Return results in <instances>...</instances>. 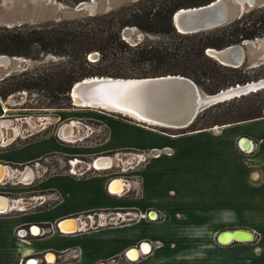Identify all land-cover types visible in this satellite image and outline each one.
Instances as JSON below:
<instances>
[{
	"label": "crops",
	"instance_id": "0c3cea01",
	"mask_svg": "<svg viewBox=\"0 0 264 264\" xmlns=\"http://www.w3.org/2000/svg\"><path fill=\"white\" fill-rule=\"evenodd\" d=\"M7 111L0 99V120L9 117ZM100 121L107 129L102 142L72 152L69 145L53 140L59 148L52 153L89 157L154 152L137 170L128 175L121 173L127 178L126 194L108 191L109 181L120 173L100 170L78 178L62 171L40 177L28 165L39 161L42 153L12 157L6 151L32 141L0 145V168L6 165L11 174L21 168L19 180L30 181L18 189L26 194H52L44 207L26 211L10 207L0 213V264H35L30 258L40 255L45 260L39 259L37 264H102L110 258H116L118 264H264V116L180 135L125 120ZM72 122L58 124L59 136L66 135V127ZM113 123L138 135L111 143L113 132L108 125ZM0 130V139L7 140L2 126ZM20 130L21 126L14 128L15 137ZM242 141H247L249 149L241 146ZM55 176L62 178L58 185H45ZM2 184L0 192L11 190H4ZM110 188L119 192L117 183ZM111 210H134L146 216L134 222L77 228L70 233L60 232L55 225L77 215V227L83 226L81 216H102ZM151 211L158 213L157 220L150 221ZM37 224L52 226V231L37 234ZM25 226L30 232L19 235L18 230ZM234 230L253 237L226 243L218 240L220 232ZM144 242L148 244L147 252L138 248ZM150 243L154 246L151 249ZM133 247H137L133 249L137 258L126 260L123 255ZM47 252L54 255L52 261L47 260Z\"/></svg>",
	"mask_w": 264,
	"mask_h": 264
},
{
	"label": "trees",
	"instance_id": "16d2710c",
	"mask_svg": "<svg viewBox=\"0 0 264 264\" xmlns=\"http://www.w3.org/2000/svg\"><path fill=\"white\" fill-rule=\"evenodd\" d=\"M76 5L89 0H59ZM151 1V0H150ZM212 0H162L156 8L141 9L119 7L101 14H94L77 19L60 20L44 23L37 27H0V54L36 59L40 55L58 57L56 62L41 66L34 72L10 74L0 80V97L18 91L41 92L44 99L40 104L45 108L69 107L71 86L93 76L122 77L159 76L183 74L195 82L207 79L209 93L229 85L243 84L248 80L244 68L227 67L217 64L205 53L207 48L221 49L243 40L264 36V6L244 13L240 18L214 30L193 34L178 33L172 23L171 15L181 7L198 6ZM126 26H135L146 33L172 34L193 40L174 46L172 50L150 48L147 45L129 46L122 38L121 30ZM97 52L99 58L90 64L86 57ZM126 52H132L137 61L153 63L150 70L129 73ZM209 61L213 67H205ZM233 108L227 107L207 117L208 111L199 113L184 131L209 129L214 126L231 124L260 118V111L246 115L232 116ZM170 129V128H166ZM179 130V129H173ZM110 154V153H109Z\"/></svg>",
	"mask_w": 264,
	"mask_h": 264
},
{
	"label": "rangeland",
	"instance_id": "374dc122",
	"mask_svg": "<svg viewBox=\"0 0 264 264\" xmlns=\"http://www.w3.org/2000/svg\"><path fill=\"white\" fill-rule=\"evenodd\" d=\"M161 1L162 0H96L97 10L77 11L75 8L76 5L66 4L63 1L59 0H0V27H37L44 23L82 18L85 16H89L88 13H90L91 15L101 14L122 6L136 8V10L139 12V10L141 9H153V3L158 2L156 3V5H154V8H156ZM263 6L264 0H255V4L252 7H249L246 12ZM126 27L130 29L126 34L127 36L125 37V41L129 44V46H135L138 44L140 46L147 45L148 47L150 46V48H155L158 50H172L174 49V46L179 45V43L184 44L189 42L190 40H193V38L190 39L177 37L172 34L146 33L135 26ZM126 27H124L123 30ZM123 30H121L122 38ZM95 53L97 55H94ZM126 56V59L123 61L127 65L126 68L129 69V73H136L139 70H148L149 68L150 70H152L153 68V63L148 64V62L146 61H137L135 59V55L132 54V52H126ZM98 58L99 54L97 52H92L86 57L87 61H89L90 64L93 65ZM210 59L214 60L211 57ZM58 60L59 58L53 55H40L36 59H27L16 56V59L12 61L9 68L0 66V76L6 72L14 74L28 71H38L41 69L42 65L50 62H56ZM214 61L219 64L216 60ZM203 64L205 67H213V64L209 61H204ZM240 67L244 68L243 73L248 78V80L243 84L264 79V36L246 40L245 59L242 66ZM177 75H182L188 78L190 77L183 74ZM150 76L152 75L143 77ZM195 83L202 96L213 94L209 93L206 89L208 85L207 79H200L199 82ZM243 84L240 83L239 85ZM231 86L234 85H229L226 88H229ZM226 88L224 87L219 90H224ZM0 99L8 109L7 112L9 117L7 118L10 119V122L12 124L11 127H2V129H4V137H6L7 140L11 137H15L13 132L14 128H19L21 126L19 136L13 138V141L10 145L14 146L22 144L24 142L32 141L31 143L25 146H20L18 148L10 147L6 151L12 157H25L29 155H36L37 153H42L39 158H41L42 156L43 157L39 161L28 165L35 170L36 176L40 175V177L62 171H73L77 174L84 173V175H90L91 173H94L93 171H95L96 169L92 167V161L96 156L77 157L74 155L52 153L56 152L55 150L59 148L53 140H57L60 141V143L63 142L64 144L69 145L73 148V150H71L72 152H76L77 149L82 147L98 144L104 140L107 134V129L101 125L100 121L106 118L133 122L139 126L149 127L161 133H172L174 135H180L189 132L184 131L185 129L173 130L171 128L166 129L165 127L140 123L138 120L132 119L129 116L119 114L118 112L110 111L104 108L73 106L71 104V100L69 103V107H39L43 106L39 101L44 98L42 97L41 92L38 93L36 91H18L8 95L5 99H2L1 97ZM233 106L238 107V110H236L237 108H233L234 111L230 113L232 116H243L248 113L250 114L251 111H260L262 115H264V88L208 106L202 109L199 113H202L204 110L208 111L206 118H209L215 116V114L219 113L221 110ZM73 120L75 121V124L73 125L74 129L72 136L70 138H68L67 135L59 137V134L56 131L58 124L60 122H72ZM108 129L109 131L111 129L113 132V139L111 143H114L115 141L118 142L121 137L132 139L134 138V135H138L136 132H133L130 129L123 128L116 123H113L111 126L108 125ZM110 156L113 157V165L107 170L118 171L119 169L123 168L125 171L121 173H127V175L129 174L128 172H131L130 167L135 166L134 170H137L142 165V163H144L142 160L139 164L136 165V163L134 162L135 156L124 152L110 153ZM143 156H145V158H149L150 152L144 153ZM75 157L78 161H75L76 163L74 165H71L70 160H74L73 158ZM20 169L21 168H19L18 170L20 171ZM18 170H16L9 176H6V180H2V183H8L6 184V186L13 187H6L4 188V190L10 188L11 190L7 191L16 194V196L26 194L24 191H21V189H18V186L30 182L22 181V179L19 180ZM95 172L97 173L98 170H96ZM121 173L119 174L120 176H122ZM61 181L62 178L56 176L50 177L48 178V181L45 182V185L56 186ZM71 185L73 186L74 184L71 183ZM39 194L45 193H35L27 195L34 196ZM105 215L106 214H103V219L101 221L104 220Z\"/></svg>",
	"mask_w": 264,
	"mask_h": 264
},
{
	"label": "water",
	"instance_id": "95a60500",
	"mask_svg": "<svg viewBox=\"0 0 264 264\" xmlns=\"http://www.w3.org/2000/svg\"><path fill=\"white\" fill-rule=\"evenodd\" d=\"M254 4L255 0H212L203 5L181 7L171 15V23L174 29L180 34L208 31L240 18ZM75 8L77 11H95L97 10V3L96 0L82 1L76 4ZM88 15L91 14L88 13ZM129 30L126 27L122 31L123 39H125ZM245 42L246 40H243L239 44L228 45L221 49L209 47L206 53L223 66L238 68L242 66L245 59ZM94 55L97 54L95 53ZM14 59H16V56L0 54V66L9 68ZM9 75V72L2 74L0 80ZM93 77L90 80L83 78L71 86L69 96L73 106H77L76 103L93 106L104 105L109 108L134 112L145 120L184 128L195 119L202 109L230 98L264 88V79L243 85L235 84L224 89V92L223 90H219L209 95L218 97L222 93H232L230 98L218 97L212 102L202 105V103L198 102L200 101L201 94L196 83L192 79L182 75L167 74L166 76L127 78ZM112 89H118L124 92L123 94L112 93ZM103 93H108V95H104ZM133 95L139 97L133 98ZM118 98H123V100ZM9 120V118H2L0 122L6 123ZM6 141V139L3 140V142ZM10 141L11 139L8 140V142ZM1 143L2 138L0 139V145ZM109 159H111L109 155L100 156L95 158L92 164L95 167L107 168L112 163L109 162L104 166L101 162L109 161ZM2 166L9 174L12 173L11 169L4 165ZM0 199L6 201L3 195H0ZM2 211L4 210H0V212ZM64 225L65 223L60 221L58 223V229L68 232L63 227ZM144 246L147 245L144 244ZM144 246H141L142 250H144Z\"/></svg>",
	"mask_w": 264,
	"mask_h": 264
},
{
	"label": "built area",
	"instance_id": "2783aa9c",
	"mask_svg": "<svg viewBox=\"0 0 264 264\" xmlns=\"http://www.w3.org/2000/svg\"><path fill=\"white\" fill-rule=\"evenodd\" d=\"M60 137V136H59ZM13 141V139H11V141L10 142H5V144L7 143L8 145L9 144H11V142ZM1 144H4V142H3V140H2V143ZM124 153H127V154H130V155H134L135 156V163H136V165L137 164H139L142 160H143V162H145L146 161V159H148V157L147 158H145V156H143V154L144 153H146V152H124ZM105 155H108V154H100V155H98V156H96L95 158H97V157H100V156H105ZM150 155H154V152H150ZM109 156H110V154H109ZM94 158V159H95ZM111 158L113 159V157L111 156ZM74 160H70V164L71 165H74L78 160H77V158L75 157V158H73ZM76 161V162H75ZM94 161V160H93ZM93 161H92V163H93ZM6 166V165H5ZM7 167V166H6ZM92 167L94 168V169H96V170H98V171H100V170H103V169H99V167H95L93 164H92ZM112 167V165L110 166V167H107V169H109V168H111ZM10 169V168H9ZM25 169H28V167H25ZM107 169H104V170H107ZM135 169V166L134 167H130V170L132 171V170H134ZM15 170H17V169H15ZM95 170V171H96ZM121 170V171H120ZM95 171H93L94 173H91L90 175H93V174H95L96 172ZM125 170L123 169V168H121V169H119L118 171H116V172H114V174L115 173H121V172H124ZM66 172V171H65ZM68 174H70V175H72V176H75V177H85V176H88V175H84V173H79V174H77V173H75V172H73V171H70V172H67ZM5 180V179H4ZM3 180V181H4ZM117 180H121L122 181V183H123V190L121 191V193H123V192H125V194L128 192H126V185H125V180H127V178L125 177V176H119V177H114L113 179H111L110 181H109V184L111 185V187H112V185H113V183H115ZM3 181H0V182H3ZM110 185H109V188H108V191H109V193H111V194H118L119 192H114L113 190H112V188H110ZM51 193H48V194H39V195H34V196H32V198H33V200L34 201H37L38 203H41V202H46L47 203V201H48V199H47V197L49 198L50 196H52V194L50 195ZM124 194V193H123ZM0 195H2V194H0ZM4 196V198L5 199H7V197L5 196V195H3ZM54 198L56 199V198H58V196L54 193ZM17 210H19V211H21V210H24V207L23 206H16L15 207ZM5 210H7V209H5ZM4 210V211H5ZM4 211H2V212H4ZM1 213V212H0ZM106 215H105V218H104V220L103 221H101L102 219H100L99 218V215L100 214H96V213H93V214H86L85 216H84V218H85V220H88V222L85 224L86 226L85 227H87V228H96L98 225H103V224H105V223H114V224H120V223H123V222H129L130 220H132V219H134V220H137V219H139L140 217H145L146 216V214H142V213H139V212H136V211H132V210H124V211H116V212H106L105 213ZM116 219V220H115ZM70 221H72V219H66V220H62V222H64L65 224H67V223H69ZM33 230V229H32ZM38 231H39V229H38ZM37 231V232H38ZM61 231V230H60ZM72 231V230H71ZM26 232V230H24V229H20V230H18V234L19 235H23V233H25ZM33 233H34V231H32ZM62 232H64V231H62ZM67 232V231H66ZM68 232H70L69 230H68ZM34 234H36V233H34ZM39 234H41V232H39ZM133 250H130L129 252H132ZM128 252V253H129ZM75 254V253H74ZM128 257H130L129 256V254H128ZM34 261H30V263H33Z\"/></svg>",
	"mask_w": 264,
	"mask_h": 264
},
{
	"label": "flooded vegetation",
	"instance_id": "af4514ba",
	"mask_svg": "<svg viewBox=\"0 0 264 264\" xmlns=\"http://www.w3.org/2000/svg\"><path fill=\"white\" fill-rule=\"evenodd\" d=\"M70 124V123H69ZM73 127V126H72ZM66 135H67V137L68 138H70L72 135H70L69 136V131H67L66 132ZM102 163V162H101ZM103 165V164H102ZM112 165H113V163H112ZM99 169H100V167H99ZM101 169H107V168H101ZM112 172H116V171H112ZM6 175L7 176H9L8 175V171L6 170V174L4 175L5 177H6ZM5 177H4V179H5ZM23 181H25V180H23ZM115 183H117V185H118V187H119V193L123 190V183H122V181L121 180H117ZM6 184H8V183H3L2 185L3 186H5V188L6 187H10V186H6ZM122 184V185H121ZM10 188H12V187H10ZM0 194H2V195H5L6 197H7V199H6V204H8L7 205V207L8 208H6V209H9L10 207H12V208H14L15 210H17L15 207L16 206H23L24 207V210H21V211H26V210H31V209H35V208H41V207H44V206H46L47 205V203L46 202H41V203H38L37 201H34L33 200V198H32V196L31 195H27V194H21V195H19V196H16V194H14V193H12V192H8V191H5V192H0ZM17 211H19V210H17ZM116 211H119V210H111V211H106V212H116ZM121 212L122 211H124V210H120ZM132 211H134V210H132ZM106 212H103V214H105ZM93 214V213H92ZM96 214H98V213H96ZM100 214V213H99ZM86 215V214H85ZM85 215H83V216H81V218H82V220H85V218H84V216ZM79 216H73V217H69V218H65V219H62V220H66V219H72L73 221H74V224H75V229L73 230V231H70V232H74V231H76L77 230V228H79V229H91V228H87V227H85L86 225V223L88 222V220H85V223L83 224V226H79V227H77V221H79ZM99 218L100 219H103V215L102 216H100L99 215ZM159 218V216H158V213H156L155 214V212L153 213L152 211L150 212V221H154V220H157ZM62 220H60V221H62ZM60 221H58L57 222V224H55L56 225V228L58 229V223L60 222ZM134 221H136V220H134V219H132V220H130L129 222H134ZM123 223H128V222H123ZM37 226L39 227V231H38V233L37 234H39V232H41V234L42 235H45V234H47V233H49V232H51L52 231V226H45V225H41V224H37ZM98 226H101V225H98ZM97 226V227H98ZM96 227V228H97ZM51 228V229H50ZM22 229H24V230H26V232L28 231V232H30V227L29 226H25V227H22ZM59 230V229H58ZM60 231V230H59ZM240 230H234V231H232V232H220L219 234H218V236H217V238H218V240L219 241H221L222 240V236H226V235H229V233L230 234H232L233 232H239ZM60 232H62V231H60ZM69 232V233H70ZM62 233H66V232H62ZM68 233V232H67ZM234 240V239H236V238H231V239H229V241H231V240ZM252 239V238H251ZM236 240H238V239H236ZM223 241V240H222ZM228 242V241H227ZM144 244H146L147 246H148V244L146 243V242H144V243H142V244H140L139 246H138V248H139V250H142V248H141V246H144ZM152 244L150 243V249L151 248H153L154 246H151ZM135 248H137V247H133V248H130V250H133V249H135ZM130 250H128L123 256H124V258L126 259V260H135L137 257H135V258H130V257H128V252L130 251ZM76 250H74V252H75ZM134 251V250H133ZM142 251H144V250H142ZM145 252V251H144ZM48 254H50V252H47ZM30 259H34L36 262H35V264H37V262H38V260L40 259V261H42V260H45V258H44V256L43 255H40V258L39 257H36V258H34V257H31ZM33 260V261H34ZM26 262L28 261V260H25ZM25 262V263H26ZM119 262H118V260L116 259V258H110V259H108V260H106L104 263H102V264H118Z\"/></svg>",
	"mask_w": 264,
	"mask_h": 264
},
{
	"label": "bare ground",
	"instance_id": "6f19581e",
	"mask_svg": "<svg viewBox=\"0 0 264 264\" xmlns=\"http://www.w3.org/2000/svg\"><path fill=\"white\" fill-rule=\"evenodd\" d=\"M166 76V75H165ZM153 77H155V76H153ZM94 77H90V78H85L86 80H90V79H93ZM95 78H97V76L95 77ZM112 93H120V94H123V92L124 91H121V90H118V89H112V91H111ZM223 92H224V90H223ZM104 95H108V93H103ZM115 95V94H114ZM232 95V93H222V95H220V96H218V97H222V98H225V97H227V98H230V96ZM135 97H139V96H137V95H133V98H135ZM218 97H212V96H209V95H204V96H202L201 95V98H200V101H198L199 103H202V105H204V104H208V103H210V102H212L214 99H216V98H218ZM118 99H122L123 100V98H118ZM77 102V101H76ZM77 104V106H82V107H93V108H104V109H107V110H110V111H114V112H118L119 114H124V115H126V116H129L130 118H132V119H135V120H138L140 123H145V124H149V125H155V126H160V127H165V128H171V129H182V128H184V127H177V126H169V125H165V124H162V123H159V122H154V121H152V120H145L144 118H142V117H140V116H138V114H136V113H134V112H131V111H128V110H121V109H114V108H109V107H107V106H104V105H102V106H93V105H87V104H80V103H76ZM75 124V122H73L72 124H70V125H68L66 128L68 129V131H69V136L70 135H72L73 134V125ZM11 122H10V120L9 121H7L6 123H4V122H0V127L2 126H5V127H11ZM189 125V124H188ZM187 125V126H188ZM76 126V125H75ZM186 126V127H187ZM13 128V127H12ZM0 132H1V130H0ZM245 142H247V141H242L241 142V146L242 147H246V148H248L249 149V146L248 145H246V143ZM251 145V144H250ZM109 162H111L112 163V158L111 159H109V161L108 160H106V161H103L102 162V164L104 165V166H106V164H108ZM3 167V166H2ZM1 169V173H0V180L4 177V175L6 174V169H4V168H0ZM8 175H10L9 173H8ZM7 176V175H6ZM122 185V184H121ZM0 201L2 202V204H3V206L0 208V210H5L6 208H8L7 207V205L8 204H6V201H4V199H0ZM65 229H67V230H69V231H71V230H74L75 229V224H74V221L72 220V221H70L69 223H67V224H65L64 226H63ZM233 237H236V238H238V239H251L252 237H253V235L252 234H248V233H246V232H238V233H234V234H230V235H227V236H222V240L223 241H225V243L227 242V241H229V239H231V238H233ZM233 240V239H232ZM235 240V239H234ZM144 250H145V252H147V251H149V248H148V246H145V248H144ZM136 251H132V252H129L128 254H129V256H130V258H135L137 255H136ZM48 256V257H47ZM47 260L48 261H52L53 260V258H54V255H52V254H47Z\"/></svg>",
	"mask_w": 264,
	"mask_h": 264
}]
</instances>
